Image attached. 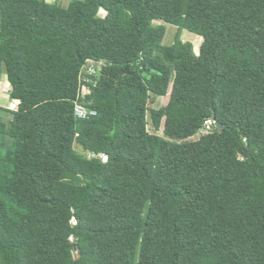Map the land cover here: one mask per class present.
I'll return each instance as SVG.
<instances>
[{
    "label": "trees",
    "instance_id": "16d2710c",
    "mask_svg": "<svg viewBox=\"0 0 264 264\" xmlns=\"http://www.w3.org/2000/svg\"><path fill=\"white\" fill-rule=\"evenodd\" d=\"M5 77L0 264H264V0H0Z\"/></svg>",
    "mask_w": 264,
    "mask_h": 264
},
{
    "label": "rangeland",
    "instance_id": "374dc122",
    "mask_svg": "<svg viewBox=\"0 0 264 264\" xmlns=\"http://www.w3.org/2000/svg\"><path fill=\"white\" fill-rule=\"evenodd\" d=\"M50 4H54L63 8H67L69 4L72 1H83V0H46ZM104 12H100L101 16H104ZM155 26H163L165 28V37L162 42V45L165 47H171L175 45L177 42H183V43H190L193 46L194 53L196 55L200 54V49L203 44V38L200 36H197L195 34H192L186 30L179 29L175 26L166 24L162 21H154ZM3 82H0V106H8L10 102V84L7 80V77L3 78ZM5 82V83H4ZM9 84V88L4 87V85ZM166 99L165 98H159L156 100V102L151 105L152 109L159 110L160 108L166 106ZM149 126L148 130L152 134H157L160 137L163 136V132L160 131L159 133H156L153 129L152 122L150 117L148 118ZM202 132H200L196 137L192 139V141L198 140L202 136Z\"/></svg>",
    "mask_w": 264,
    "mask_h": 264
},
{
    "label": "built area",
    "instance_id": "2783aa9c",
    "mask_svg": "<svg viewBox=\"0 0 264 264\" xmlns=\"http://www.w3.org/2000/svg\"><path fill=\"white\" fill-rule=\"evenodd\" d=\"M98 70H100V69H96L95 66H90L89 69H88V74L94 75V74H96V72ZM18 104H19V102L14 99L8 105L9 110L16 111L17 110V107H18ZM75 113H76V116L79 119H81V120H87L91 116H96V113L95 112H89L86 108H84L81 105H77L76 106ZM213 125H214V123L212 121H207L205 123V125H204L203 132H207V133L212 132ZM103 159H104V161H106V158H103Z\"/></svg>",
    "mask_w": 264,
    "mask_h": 264
},
{
    "label": "water",
    "instance_id": "95a60500",
    "mask_svg": "<svg viewBox=\"0 0 264 264\" xmlns=\"http://www.w3.org/2000/svg\"><path fill=\"white\" fill-rule=\"evenodd\" d=\"M135 63H136V62H135ZM135 63H134V64H135ZM153 72H155V70H154ZM144 77H146V74H144ZM214 125L216 126V128H219L220 130L223 129V126L219 125V123H218L216 120H214Z\"/></svg>",
    "mask_w": 264,
    "mask_h": 264
},
{
    "label": "crops",
    "instance_id": "0c3cea01",
    "mask_svg": "<svg viewBox=\"0 0 264 264\" xmlns=\"http://www.w3.org/2000/svg\"><path fill=\"white\" fill-rule=\"evenodd\" d=\"M4 83H5V82H4ZM3 86H4V87L6 86V88H9V87H8V86H9V84H8V83H7V85H4V84H3Z\"/></svg>",
    "mask_w": 264,
    "mask_h": 264
}]
</instances>
